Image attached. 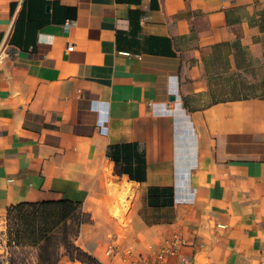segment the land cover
Returning a JSON list of instances; mask_svg holds the SVG:
<instances>
[{
	"label": "crops",
	"instance_id": "1",
	"mask_svg": "<svg viewBox=\"0 0 264 264\" xmlns=\"http://www.w3.org/2000/svg\"><path fill=\"white\" fill-rule=\"evenodd\" d=\"M61 199L103 264H264V0H0V228Z\"/></svg>",
	"mask_w": 264,
	"mask_h": 264
},
{
	"label": "trees",
	"instance_id": "2",
	"mask_svg": "<svg viewBox=\"0 0 264 264\" xmlns=\"http://www.w3.org/2000/svg\"><path fill=\"white\" fill-rule=\"evenodd\" d=\"M8 208V254L0 255V264H58L62 250L72 261L103 264L76 243L82 226L91 221L81 202H22Z\"/></svg>",
	"mask_w": 264,
	"mask_h": 264
},
{
	"label": "built area",
	"instance_id": "3",
	"mask_svg": "<svg viewBox=\"0 0 264 264\" xmlns=\"http://www.w3.org/2000/svg\"><path fill=\"white\" fill-rule=\"evenodd\" d=\"M71 25L67 22L66 27ZM51 42L52 40L49 39ZM74 47L69 46L68 49L72 50ZM182 240L176 235L172 241L163 245L154 255L152 264H171L170 259L177 255V244H181ZM105 256H108L115 263L118 264H143L145 259L143 255H139L133 246L121 245L118 240L113 236L110 237L109 242L106 245Z\"/></svg>",
	"mask_w": 264,
	"mask_h": 264
},
{
	"label": "rangeland",
	"instance_id": "4",
	"mask_svg": "<svg viewBox=\"0 0 264 264\" xmlns=\"http://www.w3.org/2000/svg\"><path fill=\"white\" fill-rule=\"evenodd\" d=\"M5 226L3 228H0V255L6 256L7 253V237H8V225H7V219L6 222L4 224ZM64 255V250H62Z\"/></svg>",
	"mask_w": 264,
	"mask_h": 264
}]
</instances>
